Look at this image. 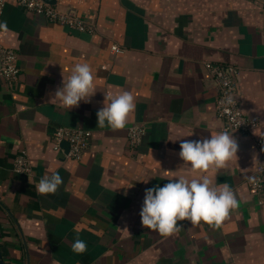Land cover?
I'll use <instances>...</instances> for the list:
<instances>
[{
	"label": "crops",
	"instance_id": "crops-1",
	"mask_svg": "<svg viewBox=\"0 0 264 264\" xmlns=\"http://www.w3.org/2000/svg\"><path fill=\"white\" fill-rule=\"evenodd\" d=\"M95 24L81 32L7 0L0 42L13 48L19 73L0 75V249L5 264H264V192L249 178L264 133V0H56ZM111 44L123 47L114 53ZM87 63L95 94L78 107L55 93L77 64ZM212 64L207 67L206 64ZM238 68L241 110L258 118L249 132L228 131L237 157L197 174L178 156L183 140L221 129L214 66ZM130 92L136 103L124 129L97 125L106 94ZM107 102V101H106ZM144 133L132 145L128 127ZM58 126L91 132L79 159L52 148ZM64 148V146H63ZM24 149L28 173L13 171ZM63 178L55 194L36 190L45 175ZM184 175H207L233 189L238 207L220 227L179 221L163 236L143 227L145 189ZM79 238L87 251L76 254Z\"/></svg>",
	"mask_w": 264,
	"mask_h": 264
},
{
	"label": "clouds",
	"instance_id": "clouds-1",
	"mask_svg": "<svg viewBox=\"0 0 264 264\" xmlns=\"http://www.w3.org/2000/svg\"><path fill=\"white\" fill-rule=\"evenodd\" d=\"M0 30L7 31L6 21H0ZM95 92L92 70L85 63L75 65L55 96L62 107L72 109L78 107L81 101L89 102ZM227 103H234L231 96L227 98ZM135 108V99L128 91L106 94L104 106L96 112L97 125L113 130L124 129ZM179 147L178 156L184 165L192 173L203 174L224 168L227 162L237 157L239 145L232 134L223 130L210 138L183 140ZM62 184L63 178L54 172L43 176L36 190L41 195L55 194ZM237 207L236 195L227 183L217 186L207 175L191 179L181 175L163 187L145 189L139 215L143 227L171 236L180 231L182 225L178 224L179 221H189L193 225L204 222L218 228ZM71 249L78 255L87 251V244L79 238V234Z\"/></svg>",
	"mask_w": 264,
	"mask_h": 264
},
{
	"label": "built area",
	"instance_id": "built-area-1",
	"mask_svg": "<svg viewBox=\"0 0 264 264\" xmlns=\"http://www.w3.org/2000/svg\"><path fill=\"white\" fill-rule=\"evenodd\" d=\"M7 0H0V14L3 11ZM17 6L32 12L43 15L48 21H57L66 24L72 29L81 32H94L95 24L92 21L81 17L74 9H60L56 4H51L45 0H11ZM114 49H116L114 51ZM110 50L114 53L123 51V47L111 44ZM17 55L13 48L0 42V75L7 82L16 79L19 73ZM209 68L212 64L207 63ZM214 78L217 83L218 93L215 99V111L222 119V130L249 132L257 126L258 118L244 113L238 103L236 94V84L238 68L233 65L214 66ZM231 96L234 103L228 104L227 98ZM144 128L141 125H131L128 127V137L132 145L139 142ZM91 132L80 127L58 126L52 133V148L63 151L64 156L79 159L89 146ZM66 141L68 147L66 152L62 142ZM256 147L259 151V161L249 178V187L255 193L264 192V133L255 139ZM13 171L28 173L30 162L24 149H20L13 160Z\"/></svg>",
	"mask_w": 264,
	"mask_h": 264
},
{
	"label": "water",
	"instance_id": "water-1",
	"mask_svg": "<svg viewBox=\"0 0 264 264\" xmlns=\"http://www.w3.org/2000/svg\"><path fill=\"white\" fill-rule=\"evenodd\" d=\"M45 1L48 3H51V4L56 3V0H45ZM62 146H64V151L66 152L67 147H68V143L66 141H63ZM0 236H1V233H0ZM0 264H5V261L3 259L2 253H1V249H0Z\"/></svg>",
	"mask_w": 264,
	"mask_h": 264
}]
</instances>
